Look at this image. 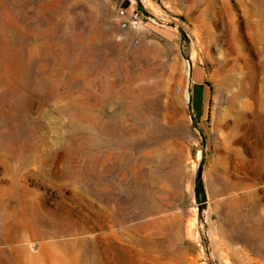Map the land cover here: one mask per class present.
I'll list each match as a JSON object with an SVG mask.
<instances>
[{
    "label": "rangeland",
    "instance_id": "374dc122",
    "mask_svg": "<svg viewBox=\"0 0 264 264\" xmlns=\"http://www.w3.org/2000/svg\"><path fill=\"white\" fill-rule=\"evenodd\" d=\"M113 256L264 264V0H0V264Z\"/></svg>",
    "mask_w": 264,
    "mask_h": 264
},
{
    "label": "bare ground",
    "instance_id": "6f19581e",
    "mask_svg": "<svg viewBox=\"0 0 264 264\" xmlns=\"http://www.w3.org/2000/svg\"><path fill=\"white\" fill-rule=\"evenodd\" d=\"M233 91V90H232ZM234 91H235V89H234ZM238 92H236L235 94H234V98H236L237 99V97H238ZM185 100L186 101H188V95H185ZM234 100V99H233ZM227 116L229 117L227 120H226V124H232V126H234L235 125V123H236V119L238 118V116H239V114H240V111H239V108H238V105H237V102L236 101H232L231 103H230V105H229V108H228V111H227ZM255 203V202H254ZM97 260V259H96ZM111 261H113V262H117V263H123V262H125V264H127L126 262H127V260H125L124 258H119L118 257V259H116V257H111Z\"/></svg>",
    "mask_w": 264,
    "mask_h": 264
},
{
    "label": "built area",
    "instance_id": "2783aa9c",
    "mask_svg": "<svg viewBox=\"0 0 264 264\" xmlns=\"http://www.w3.org/2000/svg\"><path fill=\"white\" fill-rule=\"evenodd\" d=\"M118 16L120 18V27L125 28L129 22H135L138 18L137 13H131L126 15L123 10L118 11Z\"/></svg>",
    "mask_w": 264,
    "mask_h": 264
}]
</instances>
